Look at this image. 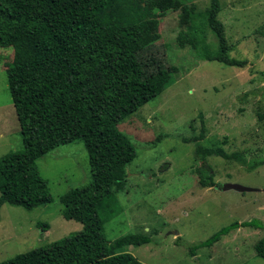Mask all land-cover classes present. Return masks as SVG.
<instances>
[{
    "label": "rangeland",
    "instance_id": "rangeland-1",
    "mask_svg": "<svg viewBox=\"0 0 264 264\" xmlns=\"http://www.w3.org/2000/svg\"><path fill=\"white\" fill-rule=\"evenodd\" d=\"M124 1L134 20L153 16L145 0ZM211 1L188 0L196 6L194 22L182 24L179 10L159 16L161 38L141 59L147 74L177 66V80L119 124L133 138L137 157L117 194L121 209L105 223V232L110 240L150 236V243L128 248L145 264H264L255 249L264 235L261 228L243 226L212 246L196 248L235 222L264 223V116H259L264 114V0H219L217 18L226 27L230 55L247 60L244 68L203 60L189 45L179 46L181 34L192 36L203 27ZM204 29L211 50L217 51L216 35ZM13 52L0 48V157L24 147L13 88L40 82L35 65L11 68ZM199 146L229 156L199 160ZM37 165L53 201L30 210L10 203L0 207V262L83 229L81 222L63 216L60 196L92 181L84 142L61 145ZM201 167L210 169L215 186L199 183ZM226 183L251 190H225Z\"/></svg>",
    "mask_w": 264,
    "mask_h": 264
},
{
    "label": "trees",
    "instance_id": "trees-1",
    "mask_svg": "<svg viewBox=\"0 0 264 264\" xmlns=\"http://www.w3.org/2000/svg\"><path fill=\"white\" fill-rule=\"evenodd\" d=\"M145 4L153 16L141 21L131 17L124 0H0V48H13L11 68L35 65L40 76V82L12 90L24 147L0 157V207L10 203L30 210L53 201L37 162L61 145L82 140L92 173L91 182L60 196L63 216L81 222L82 230L0 264H145L128 248L150 243V236L126 234L110 240L105 232V223L121 209L117 194L124 190L127 167L137 157L133 138L119 124L177 80V66L147 74L141 59L161 38L159 16L179 10L182 24L197 18L196 6L188 0ZM219 11V0H212L203 27L192 36L181 34L179 46L189 45L203 60L244 68L247 60L230 55ZM205 26L217 37V51L207 43ZM196 155L199 160L229 156L202 146ZM198 173L202 186L217 184L210 169L201 167ZM243 226L264 230L258 220L235 222L196 248L212 246ZM255 249L264 258V235Z\"/></svg>",
    "mask_w": 264,
    "mask_h": 264
},
{
    "label": "water",
    "instance_id": "water-1",
    "mask_svg": "<svg viewBox=\"0 0 264 264\" xmlns=\"http://www.w3.org/2000/svg\"><path fill=\"white\" fill-rule=\"evenodd\" d=\"M223 189H225V190L226 189H236V190H239V191L251 190V188H248V187L236 184V183H226L223 186Z\"/></svg>",
    "mask_w": 264,
    "mask_h": 264
},
{
    "label": "crops",
    "instance_id": "crops-1",
    "mask_svg": "<svg viewBox=\"0 0 264 264\" xmlns=\"http://www.w3.org/2000/svg\"><path fill=\"white\" fill-rule=\"evenodd\" d=\"M240 229V228H239Z\"/></svg>",
    "mask_w": 264,
    "mask_h": 264
}]
</instances>
